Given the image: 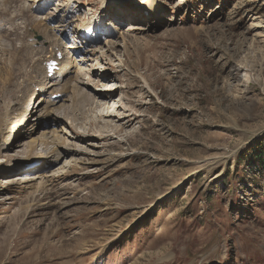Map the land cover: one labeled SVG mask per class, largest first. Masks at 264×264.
Segmentation results:
<instances>
[{
	"label": "rangeland",
	"instance_id": "1",
	"mask_svg": "<svg viewBox=\"0 0 264 264\" xmlns=\"http://www.w3.org/2000/svg\"><path fill=\"white\" fill-rule=\"evenodd\" d=\"M68 1L44 16L58 30L72 24L77 43L103 2L76 1L60 23ZM125 1L116 16L133 10L112 34L74 56L85 60L81 87L117 104L71 120L58 112L51 124L86 155H64L31 183L21 182L25 167L10 186L0 175V264H264V156L239 163L264 141V0H162L155 22L134 11L144 0ZM10 96L0 90V114ZM38 120L17 139L6 134L0 164L55 130L22 139Z\"/></svg>",
	"mask_w": 264,
	"mask_h": 264
},
{
	"label": "bare ground",
	"instance_id": "2",
	"mask_svg": "<svg viewBox=\"0 0 264 264\" xmlns=\"http://www.w3.org/2000/svg\"><path fill=\"white\" fill-rule=\"evenodd\" d=\"M52 1L53 0H0V85L2 86L3 82H5L0 90L1 94L3 95L11 94L10 98L4 103L5 109L3 113L0 114V152L7 151L6 145L8 144V141L6 143L4 137L6 138V132L10 128H12L10 127V124L7 123V119L9 118L15 119L13 123H16V125H18V127H16V125L13 126L14 133H11V136L16 139V137L20 136L22 133L21 128L26 131L30 127L32 122L35 121L37 117H39V120L34 124V126L38 125L35 126V130L31 129L32 131L26 133V136L22 138L31 139L36 133H38L39 128L43 130L49 127L56 126V113H63L65 119L71 120L70 115L72 116V118H77L79 116L77 115V117H75L74 111H82L83 108L87 105L92 106L94 105V103H104L107 100L109 102L112 100L111 98H113V94L109 95L100 94L98 92H87L84 88L81 87L82 82L80 80H77L76 83H73L69 80L70 74L72 73V68H77L75 63H79L81 61H76L75 59L73 60V56H70L71 53H69V51H71L73 47L72 45L75 44L72 43L70 47H65L64 42V40L71 39V36L69 35L70 33H74L72 28L70 27V25L72 24L65 23L67 20H70L69 15L73 14L72 12L70 13V10L74 8V4L71 5L70 3L65 7L64 10H62L64 13V15H62L64 20H58L57 17L58 21H62L60 23H65L63 30H58L57 28H53L51 26V24L53 23L52 21H56V17L44 16L48 7L50 6V4H52ZM55 1L60 2L59 0ZM69 1H73L74 3L75 0ZM110 2L121 4L122 2L126 1L110 0ZM157 4L160 5L161 9L157 6ZM138 6L140 7L141 13H143L146 18H151L154 22L163 17V4L161 0H144V2L138 3ZM106 9L110 8L106 6ZM103 12L104 13H98L97 15H95L96 19L92 22L91 25H93L92 28H96L98 31H100L101 24L98 25V22H96V20L101 21L104 26H108L109 30L106 31L107 34H105L108 35L111 33H109V31H113L114 29L113 24L109 20L112 19L116 21V18H114L113 16L112 9L107 12ZM101 14H103V16H101ZM107 17H109L110 19H108ZM132 28L134 27L131 26L130 29ZM39 32H43V35L39 40H37L36 43L33 41V38L38 37L37 33ZM57 34H60V36H58ZM81 41L84 42L82 38ZM62 47H65V50L68 51L65 52V58L61 61L64 67L62 71L64 79L63 81L57 80L56 77L54 79H50L48 77L45 63L50 60H59L57 56L61 55L60 52L63 51ZM11 48H13V51L9 52ZM77 53H80V50H77ZM246 77H248L247 74ZM98 78H100V81L105 80L108 81V83H110L111 80V77H108V75H103L102 77ZM89 81L91 82V80ZM114 82H116V80H114ZM113 85L115 86V84ZM12 87H15L16 90L12 91ZM48 87L49 89H52L50 92L46 90V88ZM37 89L38 93L36 92ZM70 89H72V91H70ZM54 94L62 96L59 99H53ZM106 97H110V99ZM65 102H71L70 105L66 106V109L63 107ZM111 102L113 103V106L117 104L116 102H114V100ZM57 106L58 108H56ZM107 112L109 114L110 111H106V115H108ZM16 119L18 120L16 121ZM55 119V125H51L53 124ZM58 131L55 127V130L53 132L42 133L41 139H32L30 140V142L23 145V150H20H22V155L25 157H21L18 160H16V158L11 159L12 161L10 163H7L6 165L0 164L2 167L6 166L5 169L0 168V175L3 177L8 176L6 178L7 180H4L6 181L5 185L10 186L11 184L17 182L16 180L19 181L16 176L12 177L10 175V172L17 171L18 161L28 162L34 159V157H38L39 159L49 158V160L53 158L49 163L45 162L44 160L40 161L42 163L40 165V168L34 171V175H30L31 178L21 180L23 184L31 183L32 178L34 176H37V173L40 169L49 170L48 165H53V161H58L64 155L70 153H74L76 155H86V152L83 151V149L76 148L78 146L75 143L69 145L67 144V139L56 136L57 134H59ZM78 135L80 134L75 133V139L73 140H75V142L80 141V143L82 142V144H85L83 143L85 141L84 134H82L83 136ZM44 137H46L45 142ZM88 140L89 138L86 139V142ZM20 143H22V141H20ZM61 146H63L66 150L61 152L57 151L55 154H51L53 149ZM39 147H41L40 151ZM19 148L21 147L19 146L18 149ZM30 150L31 152L29 153ZM87 160L89 161L88 158ZM80 162L81 161L70 159L68 161H65V166L71 168L74 166L71 165L72 163ZM20 171L21 170H18L17 173H19ZM62 172L64 173L63 175H66L67 173L65 170H62ZM67 176H70V174H67ZM41 185H44V183H41Z\"/></svg>",
	"mask_w": 264,
	"mask_h": 264
},
{
	"label": "trees",
	"instance_id": "3",
	"mask_svg": "<svg viewBox=\"0 0 264 264\" xmlns=\"http://www.w3.org/2000/svg\"><path fill=\"white\" fill-rule=\"evenodd\" d=\"M263 143L264 141H259L255 144H252L249 149H247V151L242 154L239 163L241 164L242 162H247L248 160H250V162H259V158H263L264 156V148L262 147Z\"/></svg>",
	"mask_w": 264,
	"mask_h": 264
}]
</instances>
